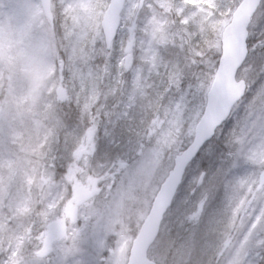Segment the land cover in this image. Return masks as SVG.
I'll return each mask as SVG.
<instances>
[{"label":"snow or ice","instance_id":"snow-or-ice-1","mask_svg":"<svg viewBox=\"0 0 264 264\" xmlns=\"http://www.w3.org/2000/svg\"><path fill=\"white\" fill-rule=\"evenodd\" d=\"M18 8L0 264H264V0Z\"/></svg>","mask_w":264,"mask_h":264},{"label":"rangeland","instance_id":"rangeland-1","mask_svg":"<svg viewBox=\"0 0 264 264\" xmlns=\"http://www.w3.org/2000/svg\"><path fill=\"white\" fill-rule=\"evenodd\" d=\"M25 0H4V3L8 5L7 8L0 9L3 15H0V22L4 25L8 24V17H12V27L13 29H18L23 27L24 14L19 10L18 6L23 4Z\"/></svg>","mask_w":264,"mask_h":264}]
</instances>
